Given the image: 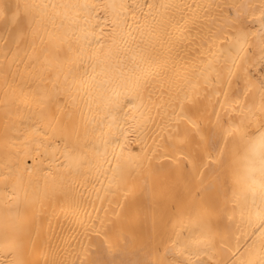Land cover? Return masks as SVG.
Segmentation results:
<instances>
[{"label":"bare ground","instance_id":"bare-ground-1","mask_svg":"<svg viewBox=\"0 0 264 264\" xmlns=\"http://www.w3.org/2000/svg\"><path fill=\"white\" fill-rule=\"evenodd\" d=\"M262 93L264 0H0V264H264Z\"/></svg>","mask_w":264,"mask_h":264},{"label":"snow or ice","instance_id":"snow-or-ice-1","mask_svg":"<svg viewBox=\"0 0 264 264\" xmlns=\"http://www.w3.org/2000/svg\"><path fill=\"white\" fill-rule=\"evenodd\" d=\"M151 7V5H149ZM264 95V93H262ZM184 102L180 104L181 108V120L185 122L186 126L183 129L181 134V129L179 123L175 129L177 136L179 137V142L181 144H189L193 141L201 147L205 155L204 156H192L191 158L185 157V163L183 168L181 169V174L183 171L187 170L188 166H191L193 172L199 173L200 169L203 167H210L211 165H205L203 160L206 158L215 159L213 156V152H216L218 156L222 157L226 151L227 141L225 140L224 145H220L219 143L214 141V128L211 125L205 126L202 123H198L196 119H193L191 116L185 115V108L187 111L192 112L193 115L199 111L197 106V97L194 95L192 98L184 97ZM171 139V137H170ZM112 143L114 145L120 146V141L117 137L113 136L111 138ZM259 145L261 149L262 159H261V173L264 174V135H261L259 140ZM261 200L264 202V184H261ZM261 215L264 217V208L261 209ZM264 236V233H262Z\"/></svg>","mask_w":264,"mask_h":264}]
</instances>
